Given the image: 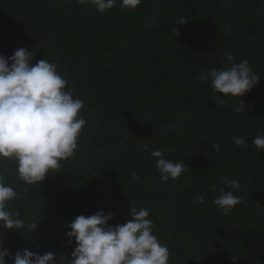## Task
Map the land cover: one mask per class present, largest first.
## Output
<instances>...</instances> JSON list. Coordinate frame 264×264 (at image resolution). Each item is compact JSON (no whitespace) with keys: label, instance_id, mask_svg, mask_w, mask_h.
<instances>
[{"label":"trees","instance_id":"trees-1","mask_svg":"<svg viewBox=\"0 0 264 264\" xmlns=\"http://www.w3.org/2000/svg\"><path fill=\"white\" fill-rule=\"evenodd\" d=\"M21 47L34 52L32 64H57L87 124L74 156L37 185L18 179L14 160L0 161L18 193L8 208L37 223L22 234L0 226L7 264L25 248L70 264L69 223L104 211L114 213L110 225L124 224L132 205L149 210L169 264H264V150L252 143L264 134V0H142L135 9L117 0L105 13L77 0H0V55ZM226 53L261 76L242 97L199 79L228 66ZM241 101L248 113L237 115ZM157 149L188 170L162 183ZM221 189L242 197L227 216L213 203ZM201 194L204 203H193Z\"/></svg>","mask_w":264,"mask_h":264},{"label":"clouds","instance_id":"clouds-1","mask_svg":"<svg viewBox=\"0 0 264 264\" xmlns=\"http://www.w3.org/2000/svg\"><path fill=\"white\" fill-rule=\"evenodd\" d=\"M79 4H91L100 13L113 9L117 0H77ZM142 0H120L122 9H135ZM184 17H178L176 23L183 25ZM171 31L178 34L173 27ZM228 66L211 69L199 77L202 81H211L216 93L226 97H242L258 86L260 75L252 70L247 59L234 63L232 54H225ZM34 52L19 48L10 57L0 55V161L14 160L18 179L26 185H37L51 171L59 172L61 162L74 156L78 139L87 121L80 115L84 101L74 99V89L68 88V81L57 71V64L41 59L32 64ZM218 104H226V99L216 96ZM249 111L254 107L247 106ZM241 101L232 111L237 115L248 113ZM235 145L247 147L243 138L233 137ZM257 149L264 150V134H258L252 141ZM148 150V145H144ZM219 151L220 145L212 146ZM156 158V167L161 182L178 179L188 166L183 162H174L164 157L160 150H152ZM133 179H139L132 173ZM224 182L231 189H240L238 180ZM18 193L4 182L0 175V226L8 230L29 233L36 229L37 223H25L20 212L8 208ZM242 197L233 191L221 189L213 203L223 215L227 216L239 205ZM193 203H204L201 194ZM132 205V204H131ZM150 212L143 207L133 206L130 219L124 224L110 225L113 212L77 216L66 227L69 245L74 241L70 264H169L170 250L160 243L154 234V224L149 219ZM9 250L0 240V264H7ZM13 264H56V254L43 255L25 248L11 256Z\"/></svg>","mask_w":264,"mask_h":264}]
</instances>
